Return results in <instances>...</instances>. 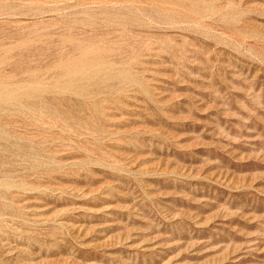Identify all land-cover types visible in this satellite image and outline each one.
<instances>
[{"label":"rangeland","instance_id":"rangeland-1","mask_svg":"<svg viewBox=\"0 0 264 264\" xmlns=\"http://www.w3.org/2000/svg\"><path fill=\"white\" fill-rule=\"evenodd\" d=\"M0 264H264V0H0Z\"/></svg>","mask_w":264,"mask_h":264}]
</instances>
